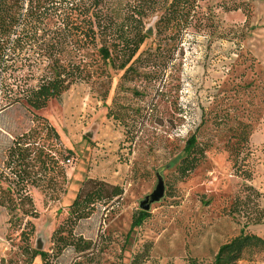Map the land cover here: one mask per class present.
<instances>
[{"label": "rangeland", "instance_id": "obj_1", "mask_svg": "<svg viewBox=\"0 0 264 264\" xmlns=\"http://www.w3.org/2000/svg\"><path fill=\"white\" fill-rule=\"evenodd\" d=\"M220 1L200 2L204 10L214 7L213 36L207 27L188 29L181 39L158 37L150 18L127 77L108 68L40 110L20 103L0 110V264H41L24 247L51 251L53 232L87 178L124 193L75 224L73 234L94 245L87 254L67 247L52 264H131L138 254L141 264H190L192 258L209 264L246 221L229 214L235 195L251 185L264 207V0H248V19L241 10L224 12ZM192 134L205 156L179 181L174 172ZM13 144L25 153L22 164L10 157ZM19 166L29 167L32 177L28 215L3 205L2 190L14 179L10 167ZM159 169L165 196L126 240ZM24 227L32 232L28 238ZM245 231L264 238V222ZM238 264H264V251Z\"/></svg>", "mask_w": 264, "mask_h": 264}, {"label": "trees", "instance_id": "obj_2", "mask_svg": "<svg viewBox=\"0 0 264 264\" xmlns=\"http://www.w3.org/2000/svg\"><path fill=\"white\" fill-rule=\"evenodd\" d=\"M202 1L205 0H0V110L15 103L40 110L71 86L89 83L95 74H104L108 68L123 71L127 77L139 58L137 53L147 37L146 21L150 18H154L158 37L181 39L188 29L201 32L207 27L208 35L213 36L217 22L214 7L208 3L204 10ZM216 6L224 12L241 10L246 19L251 12L248 0H221ZM33 79L36 84L31 83ZM12 146L10 157L22 164L21 159L26 157L23 149L17 147L20 151L16 153L15 144ZM66 153L64 160L69 161L71 151ZM183 153L174 172L179 181L187 179L205 156L195 134L187 139ZM10 168L14 179L2 190L6 196L3 205L9 212L21 210L28 215L24 205L31 204L26 193L32 178L30 169ZM123 193L119 185L95 178L83 180L66 219L53 232L51 251L24 247L30 261L39 257L41 264H52L67 247L87 254L94 245L73 234L75 224L88 218L96 205L107 209L118 202ZM261 195L251 185L235 195L229 214L246 221L238 235L218 247L209 264H238L264 251V238L245 231L249 224L264 222ZM149 214L138 210L133 215L126 240ZM31 233L25 227L21 231L24 238ZM141 263L139 254L131 262ZM189 263L199 264L194 258Z\"/></svg>", "mask_w": 264, "mask_h": 264}, {"label": "water", "instance_id": "obj_3", "mask_svg": "<svg viewBox=\"0 0 264 264\" xmlns=\"http://www.w3.org/2000/svg\"><path fill=\"white\" fill-rule=\"evenodd\" d=\"M156 183L153 190L144 195L142 199L139 200L138 207L139 210L149 212L151 205L158 203L165 196V183L164 177L162 175V169H159L155 172Z\"/></svg>", "mask_w": 264, "mask_h": 264}]
</instances>
